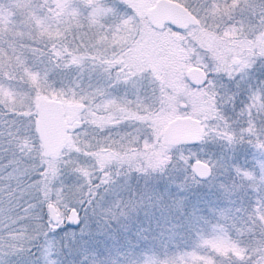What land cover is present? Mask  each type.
Here are the masks:
<instances>
[{
    "label": "rangeland",
    "instance_id": "374dc122",
    "mask_svg": "<svg viewBox=\"0 0 264 264\" xmlns=\"http://www.w3.org/2000/svg\"><path fill=\"white\" fill-rule=\"evenodd\" d=\"M175 1L196 14L198 26L150 29L147 12L155 0H0V195L11 176L16 182L38 169L44 177L31 182L32 173L14 188L32 184L41 195L20 192L24 200L15 194L11 219L9 198L1 199L0 252L8 240L21 238L24 245L42 235L36 256L18 264H264V243L251 257L239 232L186 204L196 182L190 164L200 159L211 169L201 188L237 194L250 213L264 218V105L252 99L264 94V0ZM126 17L145 29L124 35L119 22ZM34 34L58 43L49 51L61 67L40 66L27 43ZM245 42H253L256 52L243 49ZM83 48L90 62L80 59ZM96 49L107 64L92 83ZM190 65L205 71L202 85L186 84ZM131 77L144 84L139 95ZM39 97L59 100L64 110L66 138L53 155L44 152L36 133ZM183 115L199 119L201 141L172 149L162 130ZM141 121L146 134L138 144L121 139ZM122 150L127 163L111 164ZM183 153L190 162L173 163ZM43 179L49 182L42 191ZM49 202L61 222L46 217L44 225L40 209ZM70 208L80 217L76 228L67 226ZM134 230H152L156 246L149 237L146 250L135 251L144 233ZM6 260L1 253L0 264H12Z\"/></svg>",
    "mask_w": 264,
    "mask_h": 264
},
{
    "label": "trees",
    "instance_id": "16d2710c",
    "mask_svg": "<svg viewBox=\"0 0 264 264\" xmlns=\"http://www.w3.org/2000/svg\"><path fill=\"white\" fill-rule=\"evenodd\" d=\"M137 21L138 22H136V24H138V26H136L135 21H133L129 17H126L125 19H123L119 22L120 29L125 28V29H122V31L124 32V35H127L129 32L145 29V27H143L142 24H141L142 26L139 24L140 21L139 20H137ZM148 24H149V22H148ZM149 25H148V27H150V29H152V26L151 25L149 26ZM34 37L35 38L33 40H30L27 43L29 44V47H31V49H33V51L35 53H37L38 58L40 59V66L45 67L46 70H56L57 67L58 68L61 67L63 64L62 63L57 64V63L53 62V60L51 59L52 53L49 51L50 46L52 44H54L55 48H57L58 43L54 42L50 39L39 37L37 34H34ZM66 38L68 39L67 36H66ZM245 43H247V44L242 47L243 49H248V51H251V52L253 50V52H256L257 46L254 45L253 42H245ZM95 51H94V58L98 59V61L95 60L96 66L98 65V67H97V70H95V75H94V78L92 80V83L101 80L102 75L100 74V71L102 73V70L105 68V65L107 64V62L104 61L105 59H102L101 51L99 49H96ZM78 52H79L78 55L80 56V59L84 58L90 62L91 59H89V57H88V55L90 53L89 50H87L86 48H83L81 51H78ZM238 53H240L239 50H238ZM243 58H246V57H243ZM59 59H61V57H59ZM64 60H65V57H64ZM186 84L188 86L194 87L191 84H189L188 82ZM164 101H166V100H164ZM110 116H113V114H111ZM114 116H115V114H114ZM115 118H117V115ZM113 119H111L110 121H113ZM117 120H118V123L121 122L122 116L118 117ZM200 141L198 143H195V144L172 145L171 148L172 149H179L180 147H184V146L195 147V146H198L200 144ZM218 149H219V147H217V150ZM125 152L126 151H123V150L122 151H116L114 153L115 156L110 159L112 161L111 164L117 163L118 167H120V165H123V163H120V161L122 159H123L124 164L127 163L126 158L123 157L125 155ZM183 155H184V153L181 156H183ZM176 156H178V155H176ZM10 157L12 158V155H9V158ZM113 161H115V162H113ZM174 161L178 164H181V163L187 164L190 162V160L188 158H186V156L179 158V161H178V157L174 156L173 157V163H174ZM30 168L32 169L31 166H29L27 169H30ZM32 173H35V171H27L25 173L26 176H23L22 178L16 179V182H15V177L11 176V178L9 179V183L6 185V189L0 195V200L1 199L6 200L10 196H12L13 193L17 194L18 197L21 196L22 199L27 200L28 198L23 197L22 194L20 193L23 191H28V192H31L32 194H34V192H36V194H34L36 196L41 195L40 194V192H41L40 188L38 190H37V188L30 189V186L32 184H30L29 186L27 184H25L23 186V189L20 188L17 192H15V190L17 188L22 186L21 184H24L27 181H29L28 179H31V178H26V177H27V175H32ZM32 177L34 178V180L32 178L33 181L30 180L31 182L36 181L39 177L44 178L40 175L39 176L33 175ZM4 180L5 179H3V182H4ZM47 181H48L47 179L42 180V182L40 184L42 191L44 190L43 189L44 186L48 185ZM6 183H7V180H6ZM199 183H202V180L196 178V182L192 185L191 189L188 190L190 194H189V200H187L188 203H186V204L190 205L191 207H193V205H195L196 206V212L200 216H202L205 220L214 219V220L228 226L233 231L239 232V235H238L239 243L242 246L246 247V249L248 250V253L249 254L251 253V257L252 256L255 257L257 255L256 249L260 248V246L264 243V218L261 219L260 217L255 216L253 214L254 210H252V212L250 213L251 210L248 211L243 206V203L240 200V196H238L237 194H234V196L230 197L226 193L220 192L214 188H209V189H206L205 187L201 188L199 186ZM9 185H11L10 188H9ZM19 185H21V186H19ZM16 186H18V187L16 189H14ZM10 191H12V192L10 193ZM14 198H16V196H14L12 199H14ZM100 201L101 200H98V202H100ZM45 202H46V199H45ZM259 210L262 212L263 207H260ZM40 213H41V219L39 221L45 225L46 224L45 218L47 217L46 211H45V206H41ZM189 217H190V215L187 213V215L184 216V218L181 220L184 222L181 226V228L184 232L186 231L185 228L187 227V224L185 222L187 221V219ZM59 222H61L60 219H59ZM174 224H175L174 227H177L176 221H174ZM67 226H69L70 228H76L77 227V226L72 227L68 223H67ZM143 233H144V237H142L138 241H137V237H134V235L132 236V239L135 240L134 242L136 243V241H137V245L134 246L135 251L146 250V248L148 246H145L143 244H145L147 242L149 237H152L153 241H154V232L152 230H151V232H143L141 230L140 231L134 230L133 234H135L136 236H138L139 234L141 236H143ZM41 237H42V235H40V237L36 241H32V242H31L32 239H29L27 241V243H25L24 245L22 243V241H24V239L14 238L13 241H12V239L11 240L7 239L8 240V241L6 240L7 241L6 247L7 248L5 250H3V252H0V254L2 253L3 255L7 256L6 262H10L12 264L21 263L29 256L32 258V254L36 256L37 249L40 248V243L42 241ZM24 242H26V241H24ZM140 246H143L144 249ZM154 246H156L155 241H154ZM154 246H152V248H154ZM122 249H123V247H122ZM57 251L59 252L60 248ZM60 253H61V251H60ZM25 256H27V257H25ZM35 262H38V261L35 260Z\"/></svg>",
    "mask_w": 264,
    "mask_h": 264
},
{
    "label": "water",
    "instance_id": "95a60500",
    "mask_svg": "<svg viewBox=\"0 0 264 264\" xmlns=\"http://www.w3.org/2000/svg\"><path fill=\"white\" fill-rule=\"evenodd\" d=\"M147 18L155 28L168 24L185 29L190 24H199L197 16L175 0H155L147 12ZM185 78L189 84L200 86L206 79V73L201 67L190 65L185 69ZM36 110L35 128L41 146L46 154H56L62 149L66 138L67 124L63 117V106L57 99L39 97ZM162 137L169 145L195 144L201 140L202 126L199 119L191 115L175 116L164 125ZM190 167L193 175L200 180L206 179L211 171L209 164L200 159L191 161ZM45 211L50 222H59L60 215L53 203H47ZM77 220L80 222L78 211L70 208L66 215L67 223L76 227L79 224Z\"/></svg>",
    "mask_w": 264,
    "mask_h": 264
},
{
    "label": "snow or ice",
    "instance_id": "6c2138e0",
    "mask_svg": "<svg viewBox=\"0 0 264 264\" xmlns=\"http://www.w3.org/2000/svg\"><path fill=\"white\" fill-rule=\"evenodd\" d=\"M89 7H94L93 5H89ZM261 18L264 19V4L261 5ZM103 39H107V37H104ZM261 59H264V50H262V53H261ZM111 63V62H109ZM246 66H250V65H246V64H241L240 67L241 68H244ZM106 71H109V69H106ZM228 79H235L234 76H232L230 73H225L224 74ZM118 79V78H117ZM132 83H133V90L134 92H136L137 95H139V91L142 90L144 88V84L142 81L140 80H136L134 77H131L129 78ZM128 80L125 81V83H127ZM260 84L262 86H264V81H260ZM215 85L213 84V87ZM238 86V85H237ZM155 96H154V92H153V97L152 99H154ZM253 100H257L259 101L262 105H264V94H259V95H256L254 94L253 97H252ZM148 102V98L146 97L145 98V103ZM138 111H141L142 109H140L138 107L137 109ZM144 122H138L135 126H132L130 125V128L131 130L130 131H125L122 136H121V139L122 140H128L130 143H139L140 142V139H142L144 137V135L146 134V130L144 128ZM35 175L39 176L41 173L40 171L37 169L34 173ZM11 187V185H9V188ZM15 194L13 193L12 196H14ZM12 196L9 197V210L7 212V215L9 217V219L12 218V212L14 211V209L11 208V203H12ZM3 201L0 200V204H2ZM76 223H79V221L77 220ZM257 253H259L261 251V248H257L256 249ZM261 260H264V256L261 257ZM257 264H260V262L258 261Z\"/></svg>",
    "mask_w": 264,
    "mask_h": 264
},
{
    "label": "flooded vegetation",
    "instance_id": "af4514ba",
    "mask_svg": "<svg viewBox=\"0 0 264 264\" xmlns=\"http://www.w3.org/2000/svg\"><path fill=\"white\" fill-rule=\"evenodd\" d=\"M185 6V5H184ZM188 8V7H187ZM196 15V14H195ZM147 20H148V18H147ZM148 22H149V20H148ZM149 24L152 26V27H154L150 22H149ZM191 25V24H190ZM189 26V25H188ZM194 26V25H193ZM196 26H198V24L196 25ZM164 27H171V28H176V27H173V26H171V25H168V24H165L162 28H164ZM155 28V27H154ZM162 28H155V29H162ZM187 28V27H186ZM176 29H178V28H176ZM264 31V30H263Z\"/></svg>",
    "mask_w": 264,
    "mask_h": 264
}]
</instances>
